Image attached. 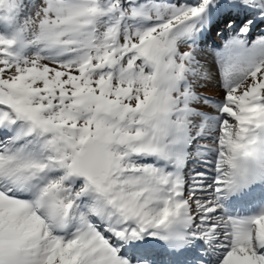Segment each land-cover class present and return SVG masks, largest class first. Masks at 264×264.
<instances>
[{
    "label": "snow or ice",
    "instance_id": "snow-or-ice-1",
    "mask_svg": "<svg viewBox=\"0 0 264 264\" xmlns=\"http://www.w3.org/2000/svg\"><path fill=\"white\" fill-rule=\"evenodd\" d=\"M261 26L264 0H0V264H148L144 236L264 264V209L223 205L264 176Z\"/></svg>",
    "mask_w": 264,
    "mask_h": 264
},
{
    "label": "rangeland",
    "instance_id": "rangeland-1",
    "mask_svg": "<svg viewBox=\"0 0 264 264\" xmlns=\"http://www.w3.org/2000/svg\"><path fill=\"white\" fill-rule=\"evenodd\" d=\"M22 2L27 5L31 2H33V0H22ZM35 2H39V0H35ZM262 28H264V26H261ZM2 30V29H0ZM259 29H257L258 31ZM219 31V28H212L209 33H208V43L211 44V43H214V42H217L218 41V37L215 35V33ZM201 91H204L205 94L207 95H211L213 97H216L217 99L221 98L222 97V91H218L217 89H211V88H206V89H201ZM216 95V96H215ZM205 111H208L209 113H213L215 112V110L213 108H209V107H205L204 108ZM230 122H231V118H230ZM197 170H201V169H197Z\"/></svg>",
    "mask_w": 264,
    "mask_h": 264
},
{
    "label": "clouds",
    "instance_id": "clouds-1",
    "mask_svg": "<svg viewBox=\"0 0 264 264\" xmlns=\"http://www.w3.org/2000/svg\"><path fill=\"white\" fill-rule=\"evenodd\" d=\"M241 160H242V162H243L244 158H241Z\"/></svg>",
    "mask_w": 264,
    "mask_h": 264
}]
</instances>
